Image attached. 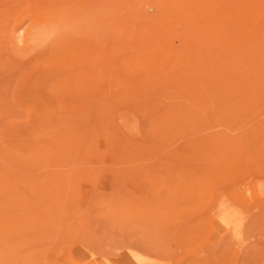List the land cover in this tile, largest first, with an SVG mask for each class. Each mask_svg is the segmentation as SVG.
Masks as SVG:
<instances>
[{
  "label": "rangeland",
  "instance_id": "374dc122",
  "mask_svg": "<svg viewBox=\"0 0 264 264\" xmlns=\"http://www.w3.org/2000/svg\"><path fill=\"white\" fill-rule=\"evenodd\" d=\"M0 264H264V0H0Z\"/></svg>",
  "mask_w": 264,
  "mask_h": 264
},
{
  "label": "bare ground",
  "instance_id": "6f19581e",
  "mask_svg": "<svg viewBox=\"0 0 264 264\" xmlns=\"http://www.w3.org/2000/svg\"><path fill=\"white\" fill-rule=\"evenodd\" d=\"M259 185V184H258ZM262 189V188H261ZM245 193V192H244ZM217 197V196H216ZM207 223V222H206ZM231 229V228H230ZM232 230V229H231ZM228 233V232H227ZM242 237V236H241ZM229 239V238H228ZM225 241V240H224ZM220 242H222V241H220ZM219 242V243H220ZM107 253V252H106ZM222 253V252H221ZM224 254V253H223ZM223 257H224V255H223ZM217 258V257H216ZM220 258V257H219ZM219 260V259H218ZM218 260H216V261H218Z\"/></svg>",
  "mask_w": 264,
  "mask_h": 264
}]
</instances>
